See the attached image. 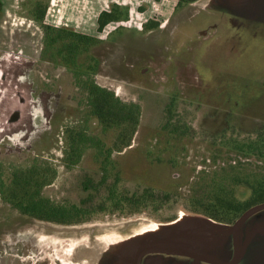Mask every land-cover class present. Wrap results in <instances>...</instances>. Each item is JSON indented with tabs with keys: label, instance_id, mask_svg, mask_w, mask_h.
I'll return each mask as SVG.
<instances>
[{
	"label": "rangeland",
	"instance_id": "rangeland-1",
	"mask_svg": "<svg viewBox=\"0 0 264 264\" xmlns=\"http://www.w3.org/2000/svg\"><path fill=\"white\" fill-rule=\"evenodd\" d=\"M177 3L118 8L120 19L100 34L89 0H0V264L88 255L128 264L144 242L177 234L230 261L228 234L209 237L202 221L225 232L240 217L220 222L203 211L217 196L247 202L249 185L264 182V0ZM44 25L97 40L86 46L62 34L50 46ZM100 93L115 113L138 107L134 132L95 114ZM99 183L100 191L85 189ZM113 184L162 198L69 225L38 220L19 203L96 207ZM261 226L264 211L244 235ZM161 257L192 264L149 259ZM253 257L245 264H264V254Z\"/></svg>",
	"mask_w": 264,
	"mask_h": 264
},
{
	"label": "trees",
	"instance_id": "trees-1",
	"mask_svg": "<svg viewBox=\"0 0 264 264\" xmlns=\"http://www.w3.org/2000/svg\"><path fill=\"white\" fill-rule=\"evenodd\" d=\"M199 0H177V6L183 7L185 5L192 4ZM120 11L118 8H113L111 11H105L101 13L98 19V32L101 34L104 32L106 27L116 22L120 19ZM46 16V11L42 10L40 12V19L43 21ZM153 26H158L157 23H152ZM49 45L52 46L57 43V40L62 38V34H65L68 37H76L75 40L80 44H85L86 46L92 45L96 42V37L89 35H83L75 33L72 31H56L51 25H44ZM56 32H58L56 34ZM53 34V35H52ZM71 48V50H70ZM68 47L70 52H74V49L77 48L75 45ZM103 93L96 95V108L95 114L104 119L106 122H117L119 126L122 127H132L133 132L135 131L138 125V119H132L131 117L135 115L134 109L138 110V107L126 108V106L117 107L118 113H115L112 105L108 104V101L105 97L102 96ZM104 183L91 184L88 187H85L86 190L92 189L93 191H100L104 188ZM250 189L252 191V197L249 201H233L231 199H223L220 196L214 201H209L206 203V210L203 211L205 215L217 220V221H226L233 216L241 217L246 211L250 208L263 204L264 203V182H259L255 184H250ZM108 197L101 203L97 204L96 207L91 201L84 200L80 205H56L48 201H43L42 199L31 198L29 201H19L20 206L22 207L23 212L31 213L34 215V218L53 222L58 224H74V223H83L88 221L89 218L105 209L124 211L126 208H130L137 212L143 208L148 207L152 203V198H162V195L157 194L152 189H146L142 193L135 192L132 195L125 194L118 191L117 185H108L107 186Z\"/></svg>",
	"mask_w": 264,
	"mask_h": 264
},
{
	"label": "flooded vegetation",
	"instance_id": "flooded-vegetation-1",
	"mask_svg": "<svg viewBox=\"0 0 264 264\" xmlns=\"http://www.w3.org/2000/svg\"><path fill=\"white\" fill-rule=\"evenodd\" d=\"M20 101L22 103H25L22 100H20ZM18 118H19V116L16 115L15 116V120H17ZM260 213H262V212H260ZM260 213H258V214H260ZM253 217H251L250 219H248L243 224V226L241 227V229L239 231L237 244L239 245L241 254H240V260H239V262H237V264H245V262L248 261V260H250V259H252L253 256H255L253 258H257L258 259L259 257H261L264 254L263 253L264 252V247H263L264 246V232H262V229H264V227H262V226L259 227V228L258 227H253L252 230H249L248 229V234L247 235H244V230L247 228V225L250 224V222H251V220H252ZM240 218H238V220ZM235 223L232 224V226H230V229H228L227 231H225L226 234H228L227 239L230 241V244H229V248H230V251L229 252L231 254L230 261L233 259L234 255H235V251H236V240H235V236L233 234H230V231H231L232 227L235 225ZM258 234H260V235H258ZM208 235L210 237V234H208ZM176 236H182V234H177ZM192 236H193V234L191 235V238H192L191 243H193V237ZM186 239L184 238L183 243L185 245H187L188 247H190L193 250L194 249L193 248V244H192V246L190 244H188ZM164 240H168V237L167 238H164L162 240H153V241H164ZM139 249L133 255V257H132V259L130 261L131 264H164L165 260H163V257L157 258V259H149V257L156 256V255H158V256L159 255H162V256H170V257H174V258H177V259L185 258V259H189L190 262H192V264H193V262L198 263V264H207V263H203V262H197L196 260L191 259V258L182 257V256H178V255H171V254H146V255H142V256H140V257L137 258ZM197 249H199V248H195L194 250H197ZM203 254L208 255L205 252ZM208 256H210V255H208ZM94 257L95 256H93V259H92L91 258V255H88V258L89 259H87V260H80L79 262H77L75 264H104L105 263L102 260H95ZM210 257H213V256H210ZM245 257H246V259H245ZM213 258H216V257H213ZM216 259H218V258H216ZM220 261H223V260H220ZM230 261H228V262H230ZM223 262H226V261H223ZM40 264H67V263H64L63 260H61V259H58V260L48 259V260H46V261H44L43 263H40Z\"/></svg>",
	"mask_w": 264,
	"mask_h": 264
},
{
	"label": "water",
	"instance_id": "water-1",
	"mask_svg": "<svg viewBox=\"0 0 264 264\" xmlns=\"http://www.w3.org/2000/svg\"><path fill=\"white\" fill-rule=\"evenodd\" d=\"M263 211L264 203L250 208L232 227L230 234H233L235 236L236 251L233 259L230 262H223L219 259L205 255L197 250H192L190 247L183 243L185 237L183 234L182 236H178V239L175 240L144 243L138 251L137 258L146 254H171L191 258L196 260L197 262H203L207 264H237V262H239L240 260L241 254L239 245L237 244L239 231L248 219Z\"/></svg>",
	"mask_w": 264,
	"mask_h": 264
},
{
	"label": "crops",
	"instance_id": "crops-1",
	"mask_svg": "<svg viewBox=\"0 0 264 264\" xmlns=\"http://www.w3.org/2000/svg\"><path fill=\"white\" fill-rule=\"evenodd\" d=\"M145 1L146 0H138L137 3H136L135 0H93V1L89 0V7H90V9H91V11L93 13L92 16L94 18V21L97 22V24H98L99 16L101 15V13H103L105 11H111L113 8H121L122 9V8H124L127 5L131 6L132 3L133 4H141V3L145 2ZM136 12H137V10H136ZM131 15H132V17L134 15V10H132V9H131ZM147 21H148V19H144V20H142L141 24H139V25L143 26V24L147 23ZM52 25H54L55 27H58V26L67 27L65 24L57 25V24L53 23ZM111 25H112V23L109 26H111ZM97 27H99V25H97ZM96 32L98 33V28H97ZM89 36H91V35H89Z\"/></svg>",
	"mask_w": 264,
	"mask_h": 264
},
{
	"label": "bare ground",
	"instance_id": "bare-ground-1",
	"mask_svg": "<svg viewBox=\"0 0 264 264\" xmlns=\"http://www.w3.org/2000/svg\"><path fill=\"white\" fill-rule=\"evenodd\" d=\"M188 220H189V222H187V224H188V223H193V221H194V220H197V219L190 217V218H188ZM198 221L200 222L201 220H198ZM202 222H205V223H206V226L208 227L207 229L209 230L210 236H211L212 238H214V236H215L216 234H218V233H219V234L226 233V232L221 231V230H211L212 228H210V226H211L210 224H212V225L214 224V223H212V222H209V221H202ZM175 239H178V236H176V235H171V236L168 237V240H175ZM150 242H157V241L149 240V241L144 242V243H150ZM144 243H143V244H144ZM197 251L204 253V252H203L202 250H200V249H197ZM132 257H133V256H132ZM132 257H130V260L128 261V264H131L130 261H131Z\"/></svg>",
	"mask_w": 264,
	"mask_h": 264
}]
</instances>
